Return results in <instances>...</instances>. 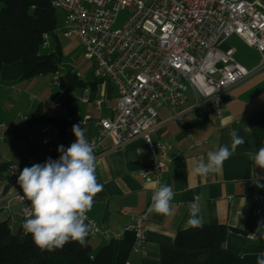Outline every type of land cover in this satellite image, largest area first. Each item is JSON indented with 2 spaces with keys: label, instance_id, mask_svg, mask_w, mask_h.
<instances>
[{
  "label": "crops",
  "instance_id": "0c3cea01",
  "mask_svg": "<svg viewBox=\"0 0 264 264\" xmlns=\"http://www.w3.org/2000/svg\"><path fill=\"white\" fill-rule=\"evenodd\" d=\"M264 5V0H256ZM60 34L62 45L63 81L67 89L52 83L39 91H32L38 84V77L22 78L21 62L4 64L0 70V123H3L0 138V210L3 218L6 206H12V217L19 227V203L11 200L13 193H22L15 181L7 182V166L15 164L31 167L28 159L43 164L50 151L40 142V135L49 121H30L39 109L46 119L63 121L65 133L61 142L72 144L76 137L67 116L78 112L79 118L90 115V119L80 126L86 139L95 136L100 130L96 121L116 115L118 92L115 85L93 74L94 62L83 55V49L76 38ZM64 37V38H62ZM50 44V43H49ZM235 49L237 61L250 73L240 82L226 89L222 95L224 112L219 121L214 120L207 108L201 104L193 90L188 91V99L180 107L158 100L154 108L160 124L151 132L153 141L168 144L165 155L157 154L165 162L160 185H170L176 195L172 205L175 214L167 216L153 212L145 223L149 242L141 248L131 249L128 264H160L159 250L163 244H171L176 233L187 226L189 203L198 200L200 216L204 223L228 226L225 247L247 258L257 259L264 251L259 237L264 231V187H257L255 179L264 185V169L254 168L252 159L264 147V67L260 66L257 52L241 38L232 35L219 45L221 50ZM68 68V69H66ZM75 73L82 85L70 86L66 73ZM13 90L15 92H13ZM98 101V103H96ZM26 107V108H25ZM25 109L27 118L21 116ZM33 112L32 115H29ZM230 129H235L245 143L237 146L235 153L227 159L222 171L209 175H198L194 168L207 153L219 146H231ZM108 144V143H107ZM61 154H59L60 156ZM149 149L143 139L136 137L124 145L96 157L97 182L103 185L102 191L94 197L92 209L87 217L96 225L111 232H121L131 214L143 210L149 198V184L139 175V170L149 162ZM59 159V157H58ZM20 174V173H19ZM257 174V177H256ZM257 238H251V235ZM92 253L106 244L107 240L97 234H90Z\"/></svg>",
  "mask_w": 264,
  "mask_h": 264
},
{
  "label": "built area",
  "instance_id": "2783aa9c",
  "mask_svg": "<svg viewBox=\"0 0 264 264\" xmlns=\"http://www.w3.org/2000/svg\"><path fill=\"white\" fill-rule=\"evenodd\" d=\"M43 1L64 11L63 27L57 32L76 38L84 57L94 62V76L112 82L118 92L116 115L98 119L100 130L87 139L96 145L95 157L136 137L142 138L149 149V162L139 170L150 186L143 210L131 214L118 233L99 227L89 218L86 221L94 225L90 234L107 241L118 240L125 232H131V249L141 248L149 242L145 223L154 212L149 211L151 197L154 185H160L165 166L159 155H165L169 148L167 143L153 141L150 136L160 124L154 103L161 100L180 107L191 89L201 104L207 103L214 120L219 121L224 112V91L250 73L237 61L233 47L221 50L219 45L232 35L238 36L257 52L260 66L264 67V5L256 0ZM126 8L129 14L125 21L120 27H113L117 13ZM48 45L49 35L44 33L41 48ZM53 74L52 83L67 89L61 70ZM89 119L88 114L79 118L78 112H74L67 116L66 122L72 128ZM2 126L0 123V138H3ZM40 142L48 151L55 145H63L65 149L71 145L61 142L59 128L54 123L48 124ZM27 162L30 166L36 164L31 158ZM19 173V166L8 165L6 181L17 180ZM23 195L19 192L11 195V200L20 205L18 214L22 224L32 211L30 201ZM263 198V195L255 196L259 202ZM4 212L12 229L16 223L12 206H6ZM250 237L257 238L255 234Z\"/></svg>",
  "mask_w": 264,
  "mask_h": 264
},
{
  "label": "trees",
  "instance_id": "16d2710c",
  "mask_svg": "<svg viewBox=\"0 0 264 264\" xmlns=\"http://www.w3.org/2000/svg\"><path fill=\"white\" fill-rule=\"evenodd\" d=\"M49 35L50 52L41 48L42 36ZM62 45L57 32L55 7L43 0H0V70L4 64L21 62L22 78L53 74L62 65ZM70 86L82 85L75 73H66ZM49 121L65 133L63 121L46 119L37 109L30 121ZM58 145L50 157L58 159ZM228 226L203 223V227L180 229L173 243L159 250L160 264H256V259L242 257L225 247ZM90 234L82 247L76 241L53 251L41 250L32 235L22 227H9V219L0 210V264H125L131 250L133 234L125 232L118 240H109L92 253ZM264 245V231L259 237Z\"/></svg>",
  "mask_w": 264,
  "mask_h": 264
},
{
  "label": "clouds",
  "instance_id": "9594fccd",
  "mask_svg": "<svg viewBox=\"0 0 264 264\" xmlns=\"http://www.w3.org/2000/svg\"><path fill=\"white\" fill-rule=\"evenodd\" d=\"M76 140L65 149L59 145V159L49 157L43 164L24 167L18 176V184L23 196L30 201L31 214L25 218L22 227L32 235L34 243L41 250L53 251L62 248L70 241L86 246V238L94 228L88 221L87 213L92 209L94 197L102 191L103 185L97 182L96 145L89 143L84 129L73 125ZM231 146H219L207 153V162L203 159L196 163L194 171L198 175H209L222 171L224 162L236 151L237 146L245 143L235 129H230ZM254 168L264 169V147L255 153ZM257 177V174H256ZM257 187H264L257 179ZM159 184V182H157ZM176 193L170 185L155 186L149 211L172 216L175 214L172 201ZM198 200L189 203L187 226L203 227V217ZM264 225L258 227L257 231ZM256 264H264V251L257 254Z\"/></svg>",
  "mask_w": 264,
  "mask_h": 264
},
{
  "label": "rangeland",
  "instance_id": "374dc122",
  "mask_svg": "<svg viewBox=\"0 0 264 264\" xmlns=\"http://www.w3.org/2000/svg\"><path fill=\"white\" fill-rule=\"evenodd\" d=\"M56 10V17H57V29H61L63 27V23H64V11L61 9V8H55ZM129 14V10L128 8L126 9H123V10H120L117 15H116V18H115V22L113 24V27H120V25L125 21V19L127 18ZM60 33L62 34V32L60 31ZM64 38V37H62ZM50 43V42H49ZM53 49V45L50 43L45 49H43L45 52H50L51 50ZM63 66L61 65V70L64 71V69L62 68ZM68 69V68H66ZM54 78V74H47L43 77H38L37 80H38V84L33 88L32 91H39L41 90L43 87H46L49 85V82L51 79ZM13 92H15L13 90ZM26 108V107H25ZM28 111L25 109L24 112H21V116L23 115H26L28 116ZM33 112H30L29 115H32ZM16 230V229H15Z\"/></svg>",
  "mask_w": 264,
  "mask_h": 264
}]
</instances>
